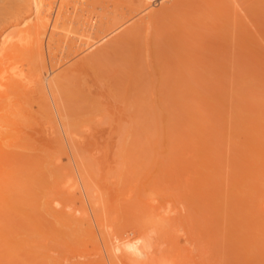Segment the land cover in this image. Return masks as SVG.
I'll list each match as a JSON object with an SVG mask.
<instances>
[{
    "label": "rangeland",
    "instance_id": "374dc122",
    "mask_svg": "<svg viewBox=\"0 0 264 264\" xmlns=\"http://www.w3.org/2000/svg\"><path fill=\"white\" fill-rule=\"evenodd\" d=\"M0 1V9L12 4ZM152 11L147 30L140 16L124 18L127 10L104 24L114 26L107 36L85 32L83 40L99 41L69 65L85 58L86 71L59 79L64 123L92 143L72 146L96 214L115 222L122 264H163L176 250L179 264H264V0H172ZM77 14L68 25L76 33ZM102 20L88 17L85 27ZM15 99L26 133L12 131L0 150V192L15 208L0 205V228L23 245L0 264H95L78 229L81 204L61 190L74 167L26 136L48 119L41 103L23 91ZM114 102L127 122L113 121ZM99 182L115 200L94 192ZM151 206L174 211L184 241L170 227L143 226Z\"/></svg>",
    "mask_w": 264,
    "mask_h": 264
},
{
    "label": "bare ground",
    "instance_id": "6f19581e",
    "mask_svg": "<svg viewBox=\"0 0 264 264\" xmlns=\"http://www.w3.org/2000/svg\"><path fill=\"white\" fill-rule=\"evenodd\" d=\"M153 1L127 0L128 3L125 5V3H122L123 0H12L10 7L9 5L6 7V3H3L6 6L0 9V150L3 151L5 147L10 146L12 131L26 133L14 121V117L22 113L20 102L15 97L22 91L34 95L35 100H38L43 106L48 119L45 123H40L38 129H33L34 133L31 130L32 133H27L26 136L34 139L38 145L45 148H58L61 156L56 158V163L59 165L62 166L64 160L67 161L69 166L72 163L71 165L74 167L72 168V174L62 182L61 190L67 196L77 198L81 204V210L76 213V217L80 219L78 229L82 232L85 246L93 253L95 264H122L124 255L122 254L123 257H121L118 251L117 237H115L117 234L114 233L115 230L113 232L112 228L115 226V222H113L114 226H110L106 223L107 220L105 221L102 216L96 214L98 203L92 199L88 185L85 183V172L74 155L72 146L74 142L84 146V148H88L92 143L91 140L88 141V138L87 140L78 138L64 123L57 102L59 79L71 72L86 71L85 58L78 57L80 60L76 59V62L69 65L78 54H82L99 41L88 42L83 40L85 32L99 31L100 35L96 36V39L107 36L114 26L104 28V24H107L114 14H122L127 10L129 13L124 18L127 16H140L136 24L147 30L151 27L155 17V12H151V10L160 6L164 1L169 2L172 0H158L157 4H154ZM173 1L174 4L180 2V0ZM100 9H107V15H99L94 12ZM165 9L163 8L158 14L164 12ZM77 11L81 12L82 28L80 32L76 33L72 32L68 25L78 17ZM88 17L92 19L102 17L103 26L85 27ZM10 27L16 28V30L9 33L10 29L8 32L7 28ZM71 38L75 40L72 41ZM62 47L68 49L70 53L65 51L66 55L61 54L60 49ZM43 50L45 54H43ZM59 69L62 72L60 70L57 74L56 71ZM95 84L93 83V85ZM100 94L107 98L105 92H100ZM110 108L111 114L114 116L113 121L118 124L128 121L125 109L119 104L114 102L110 105ZM25 116L27 117V115ZM29 116L32 117L30 114ZM111 132L109 133L111 141L109 140L108 147L110 153L107 151V156L105 155L107 160L104 161L108 162L109 167L115 162V158L111 156V150L115 145ZM102 182H99L101 185H97L94 192L106 189V192L109 191L107 193L109 194V200H115L118 194L115 195V191L113 192L111 187H106ZM0 205L2 208L15 209L7 198L2 196L1 192ZM260 206L264 212V199L261 201ZM151 207L146 212L147 214L145 213L147 218L145 215L142 218H146L145 222L143 221V226H149V229L160 232L166 231L170 227L173 234H178V240L184 241L185 234H182L181 225L172 224L174 211L167 210L164 207ZM108 221L112 222L111 220ZM143 222L141 221V223ZM10 236L8 231H1L0 228V247H2L0 249V260L23 245L20 240ZM179 254V250H176L175 254L167 257L168 261L162 257L165 260V262L162 260L163 264H179Z\"/></svg>",
    "mask_w": 264,
    "mask_h": 264
},
{
    "label": "built area",
    "instance_id": "2783aa9c",
    "mask_svg": "<svg viewBox=\"0 0 264 264\" xmlns=\"http://www.w3.org/2000/svg\"><path fill=\"white\" fill-rule=\"evenodd\" d=\"M153 2H154V4H157L158 3V0H154Z\"/></svg>",
    "mask_w": 264,
    "mask_h": 264
}]
</instances>
